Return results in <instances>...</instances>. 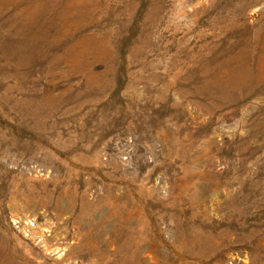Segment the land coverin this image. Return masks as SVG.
Here are the masks:
<instances>
[{"label":"rangeland","instance_id":"1","mask_svg":"<svg viewBox=\"0 0 264 264\" xmlns=\"http://www.w3.org/2000/svg\"><path fill=\"white\" fill-rule=\"evenodd\" d=\"M0 264H264V0H0Z\"/></svg>","mask_w":264,"mask_h":264}]
</instances>
